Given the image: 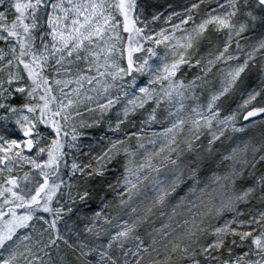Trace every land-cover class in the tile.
Returning a JSON list of instances; mask_svg holds the SVG:
<instances>
[{
    "label": "snow or ice",
    "instance_id": "6c2138e0",
    "mask_svg": "<svg viewBox=\"0 0 264 264\" xmlns=\"http://www.w3.org/2000/svg\"><path fill=\"white\" fill-rule=\"evenodd\" d=\"M157 7L0 0V264H264V0Z\"/></svg>",
    "mask_w": 264,
    "mask_h": 264
},
{
    "label": "rangeland",
    "instance_id": "374dc122",
    "mask_svg": "<svg viewBox=\"0 0 264 264\" xmlns=\"http://www.w3.org/2000/svg\"><path fill=\"white\" fill-rule=\"evenodd\" d=\"M157 1L158 0H152V2L154 4ZM162 1H163V3H161L159 5L158 4H155V5L158 6L156 8V10L162 12L165 16L170 14L173 11L179 12V13H183V10H184L185 7H189L192 2H195V0H171V1H168V2H166L164 0H162ZM172 22L178 23V20L174 19ZM159 27L168 28L169 24L164 23L163 21H157L154 24V28L158 31ZM169 30H170V28H169ZM161 49H162V46H161ZM234 49H235V45H233V50ZM257 59H259V54H257ZM189 78H191V77H189ZM115 115H116V112H115V109H114L112 112H110V113H108L106 115L105 120L100 125H95V126H93L91 128L84 129V131L89 133V135L81 137V141H82V143H81V151L86 152L88 150L87 146L89 144H92L94 148H99V146L101 144H106L107 140L106 139L102 140L101 139L102 136L103 137L111 136L113 139L116 138L115 135H113L111 132L108 131V126H107V120L109 118H111L113 120V122H114ZM83 118L88 120L90 118V114L84 113V117ZM138 127H139V123L137 122L136 128H133L131 125H128L127 129L129 131H136ZM117 135L122 136L123 133H119ZM84 138H85V142H83ZM157 226H159V225L157 224Z\"/></svg>",
    "mask_w": 264,
    "mask_h": 264
},
{
    "label": "trees",
    "instance_id": "16d2710c",
    "mask_svg": "<svg viewBox=\"0 0 264 264\" xmlns=\"http://www.w3.org/2000/svg\"><path fill=\"white\" fill-rule=\"evenodd\" d=\"M166 2L171 1V0H164ZM163 3L162 0H158L155 4H161ZM252 77L246 78L245 83L248 84L249 80H251ZM128 128V125L126 126ZM83 142H85V138L83 139ZM132 144H135V139L133 138V140L131 141ZM113 168V165H109V169L110 171L106 174L110 179H112L113 181L115 180V178L120 174V172H122V169L119 168L118 166L116 167V171H111V169ZM98 206L97 204L93 205Z\"/></svg>",
    "mask_w": 264,
    "mask_h": 264
},
{
    "label": "bare ground",
    "instance_id": "6f19581e",
    "mask_svg": "<svg viewBox=\"0 0 264 264\" xmlns=\"http://www.w3.org/2000/svg\"><path fill=\"white\" fill-rule=\"evenodd\" d=\"M254 79V77H252V79L251 80H249V82L248 83H250L252 80Z\"/></svg>",
    "mask_w": 264,
    "mask_h": 264
}]
</instances>
